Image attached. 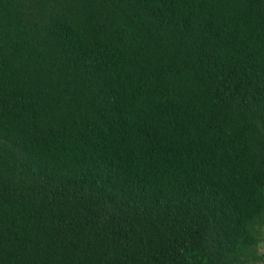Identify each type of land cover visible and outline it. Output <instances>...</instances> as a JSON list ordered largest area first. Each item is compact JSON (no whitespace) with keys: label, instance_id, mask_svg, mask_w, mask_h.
Wrapping results in <instances>:
<instances>
[{"label":"trees","instance_id":"trees-1","mask_svg":"<svg viewBox=\"0 0 264 264\" xmlns=\"http://www.w3.org/2000/svg\"><path fill=\"white\" fill-rule=\"evenodd\" d=\"M264 0H0V264H254Z\"/></svg>","mask_w":264,"mask_h":264},{"label":"rangeland","instance_id":"rangeland-1","mask_svg":"<svg viewBox=\"0 0 264 264\" xmlns=\"http://www.w3.org/2000/svg\"><path fill=\"white\" fill-rule=\"evenodd\" d=\"M258 251L262 254V259L254 264H264V225L261 228V241L258 245Z\"/></svg>","mask_w":264,"mask_h":264}]
</instances>
